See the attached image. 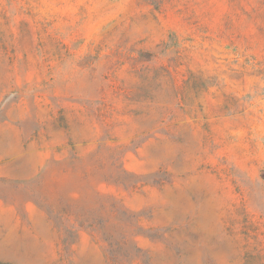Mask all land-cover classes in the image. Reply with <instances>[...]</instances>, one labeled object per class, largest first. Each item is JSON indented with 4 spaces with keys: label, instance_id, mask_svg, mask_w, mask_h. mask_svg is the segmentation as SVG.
Segmentation results:
<instances>
[{
    "label": "rangeland",
    "instance_id": "374dc122",
    "mask_svg": "<svg viewBox=\"0 0 264 264\" xmlns=\"http://www.w3.org/2000/svg\"><path fill=\"white\" fill-rule=\"evenodd\" d=\"M0 264H264V0H0Z\"/></svg>",
    "mask_w": 264,
    "mask_h": 264
},
{
    "label": "trees",
    "instance_id": "16d2710c",
    "mask_svg": "<svg viewBox=\"0 0 264 264\" xmlns=\"http://www.w3.org/2000/svg\"><path fill=\"white\" fill-rule=\"evenodd\" d=\"M67 215H70V213H64V216H67ZM89 217H91V219ZM89 217H86L84 215L75 216L76 221H78L81 226L85 225L86 223H89L90 226L95 224L97 218H94V216H89ZM98 224L101 225V221H98ZM107 241L111 244V235L109 236V238H107Z\"/></svg>",
    "mask_w": 264,
    "mask_h": 264
}]
</instances>
